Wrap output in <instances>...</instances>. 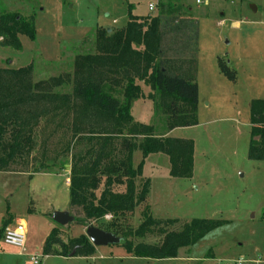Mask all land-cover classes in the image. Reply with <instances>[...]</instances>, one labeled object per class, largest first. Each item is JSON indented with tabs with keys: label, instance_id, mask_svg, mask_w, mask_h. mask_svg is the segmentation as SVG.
Wrapping results in <instances>:
<instances>
[{
	"label": "rangeland",
	"instance_id": "obj_1",
	"mask_svg": "<svg viewBox=\"0 0 264 264\" xmlns=\"http://www.w3.org/2000/svg\"><path fill=\"white\" fill-rule=\"evenodd\" d=\"M169 5L178 6L180 15L197 26L199 125L166 131L165 119L155 108L156 96L153 101H133L130 113L134 122L152 126L154 136L192 141L191 177L171 178L168 158L150 155L136 181L137 188L149 181L146 202L116 219L115 227L110 226L114 220L109 216L59 227L51 219L54 211L66 210L83 219L69 208V158L49 162L45 173L32 180L29 174L0 173V227L9 218L11 226L21 222L26 229L23 250L0 242V264H33L31 257L38 264H235L238 260L264 264V162L247 159L248 105L251 100L264 99V0H0L1 13L32 17L35 28L33 40L19 37V50L0 47V68L32 65L33 83L68 77L52 91L70 93L74 59L94 53L96 30L123 28L129 10L134 16L145 17ZM217 58L235 72V82L222 76ZM140 87L144 95L149 94L148 87ZM113 94L122 99L117 91ZM53 155L49 153L48 158ZM141 160L140 152L135 151L133 168ZM115 191L123 192V188ZM147 209L155 220L176 221L167 231H178L193 219L223 223L193 245L179 248L176 258L164 261L129 257L118 245L97 247L90 258L69 262L45 258L42 253L53 227L61 231L65 242L84 235L88 226L110 233L135 230ZM158 240L149 234L133 243L154 244Z\"/></svg>",
	"mask_w": 264,
	"mask_h": 264
},
{
	"label": "trees",
	"instance_id": "obj_2",
	"mask_svg": "<svg viewBox=\"0 0 264 264\" xmlns=\"http://www.w3.org/2000/svg\"><path fill=\"white\" fill-rule=\"evenodd\" d=\"M196 27L180 15L178 6H165L145 17L129 10L123 28L96 30L94 53L74 59L70 93L52 91L68 77L33 83L32 65L0 68V173L32 176L47 170L57 158H69V208L83 215L75 223L109 216L114 220L111 227L146 202L149 181L138 188L136 181L148 156H166L169 176L189 179L192 141L154 136L153 127L134 122L130 110L133 101H153L156 96L155 108L165 119L166 131L198 124ZM20 36L34 39L33 18L0 12V47L19 50ZM217 67L226 80L235 82V72L220 58ZM141 84L149 88V94H143ZM116 91L122 99L114 96ZM248 108L247 159L264 162V99L251 100ZM135 151L142 160L133 168ZM51 152L53 158H48ZM175 222L155 220L147 209L135 230L112 234L119 235L118 246L129 257L164 261L176 258L179 248L193 245L223 223L193 219L178 231H167ZM8 224L9 219L2 222L0 235ZM60 232L50 230L42 245L44 256L86 258L95 253L85 235L65 242ZM149 234L159 240L133 243Z\"/></svg>",
	"mask_w": 264,
	"mask_h": 264
},
{
	"label": "water",
	"instance_id": "obj_3",
	"mask_svg": "<svg viewBox=\"0 0 264 264\" xmlns=\"http://www.w3.org/2000/svg\"><path fill=\"white\" fill-rule=\"evenodd\" d=\"M252 10H254L253 7ZM51 219L59 227H65L75 222V218L66 211H54L52 213ZM84 235L95 248L106 247L110 245L117 246L120 243L119 237L115 236L112 233L102 231L93 226L86 227ZM69 257H72V254H70Z\"/></svg>",
	"mask_w": 264,
	"mask_h": 264
},
{
	"label": "built area",
	"instance_id": "obj_4",
	"mask_svg": "<svg viewBox=\"0 0 264 264\" xmlns=\"http://www.w3.org/2000/svg\"><path fill=\"white\" fill-rule=\"evenodd\" d=\"M148 10L153 11V6L148 5ZM25 240V226L23 223H18L15 226H6L1 234V242L4 245L20 250L24 249ZM30 260L33 264H38V260L35 257H31ZM235 264H243V262L238 260Z\"/></svg>",
	"mask_w": 264,
	"mask_h": 264
},
{
	"label": "crops",
	"instance_id": "obj_5",
	"mask_svg": "<svg viewBox=\"0 0 264 264\" xmlns=\"http://www.w3.org/2000/svg\"><path fill=\"white\" fill-rule=\"evenodd\" d=\"M197 113H198V105H197ZM199 125V122H198V124L196 125V126H198ZM196 126H194V127H196ZM249 131H250V129H249ZM166 136H167V134H166ZM145 161V160H144ZM42 173H45V172H42ZM42 173H38V174H35V175H33V176H31L29 179L30 180H32L34 177H36V176H38V175H41ZM47 173V172H46ZM50 174H52L53 175V173H50ZM69 181V180H68ZM69 183V182H68ZM68 186H69V184H67ZM149 188V187H148ZM66 211V210H65ZM9 219V218H8ZM17 223H21V222H17ZM7 226H11L10 225V220H9V224L7 225ZM1 228V227H0ZM53 228H57V227H53ZM52 228V229H53ZM50 232V231H49ZM25 234H26V229H25ZM26 241V240H25ZM0 242H1V235H0ZM2 243V242H1ZM3 244V243H2ZM4 245V244H3ZM5 246H7V245H5ZM9 247H11V246H9ZM12 248H14V247H12ZM17 249V248H16ZM98 248H95V252H96V250H97ZM45 258L46 257H50V256H44ZM52 257H57V258H59V259H61V260H64V261H67V262H69L68 260H74V258H80V257H61V256H52ZM91 257V256H90ZM90 257H86V258H90Z\"/></svg>",
	"mask_w": 264,
	"mask_h": 264
}]
</instances>
